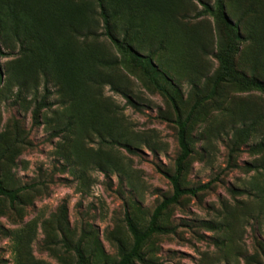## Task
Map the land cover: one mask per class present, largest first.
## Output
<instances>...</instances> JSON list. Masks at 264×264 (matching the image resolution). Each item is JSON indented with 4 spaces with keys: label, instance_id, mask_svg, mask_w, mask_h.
Masks as SVG:
<instances>
[{
    "label": "rangeland",
    "instance_id": "374dc122",
    "mask_svg": "<svg viewBox=\"0 0 264 264\" xmlns=\"http://www.w3.org/2000/svg\"><path fill=\"white\" fill-rule=\"evenodd\" d=\"M142 1H121L113 32L147 65L101 36L93 0L77 15L99 37L54 32L57 61L28 25L0 23V176L31 186L14 204L0 196V264H78L79 249L86 264L119 262L127 215L145 231L173 195L163 172L175 174L174 121L189 115L181 186L213 184L165 208L168 231L132 264H264V93L220 81L217 58L229 50L233 70L264 80V0L222 12L204 0L199 18V0Z\"/></svg>",
    "mask_w": 264,
    "mask_h": 264
},
{
    "label": "trees",
    "instance_id": "16d2710c",
    "mask_svg": "<svg viewBox=\"0 0 264 264\" xmlns=\"http://www.w3.org/2000/svg\"><path fill=\"white\" fill-rule=\"evenodd\" d=\"M82 0H0V23H5L4 20H10L13 24L14 29L19 32V27L23 23L28 25L27 33H35L38 40L45 37V41L48 44V50L53 56V61H57L60 53H63V49L59 48L57 51L56 45L53 41V36L58 30L61 35H79L88 39L90 37H99L97 33L92 30L83 29L84 23L78 17V4ZM97 3L99 8V18L103 22L104 32L100 33L101 36H106L112 43H114L118 49L128 55L143 58V63L145 65L150 64V60L144 56H140L136 51L129 45L124 39L120 40L113 32L114 20H116V10L117 6L122 0H93ZM145 0L142 1L144 3ZM199 2L205 7L203 11L196 13L194 17L199 18L208 12H211L210 5L204 0H199ZM154 2H152L150 7H153ZM156 7V6H155ZM160 7V6H159ZM219 12L223 11V0H218ZM132 12H137L138 9L130 6ZM223 13L221 14V16ZM223 19L224 18L223 15ZM41 30H38V29ZM240 30V29H239ZM243 39L239 31V39ZM62 51V52H61ZM65 54V53H63ZM8 53L4 52L0 48V59L7 57ZM217 58L221 63V74L220 81L229 82L235 86H238L242 90H257L264 93V80L257 78L255 76H247L242 72H237L233 70L231 66V58L229 50L222 49L218 54ZM1 71V66H0ZM129 99V97H127ZM132 103V100L129 99ZM47 105L45 99L41 101L34 111V118L38 119V115L43 107ZM198 106L194 107L192 111L196 110ZM191 118V115L185 120L177 119L174 123L178 126V142L181 150V154L176 161V171L175 174L170 175L163 172V174L170 180L173 185V195L169 198L163 200L159 206L155 209L150 224L145 231H139L133 224L129 216L127 215V224L131 234L133 235L134 242L133 246L129 252L125 253L121 260L116 264H132L134 259H143L141 255V249L143 244L156 233H165L168 231L167 228L158 225V219L165 208L171 204L177 203L179 199L183 196L191 195L197 196L202 190L210 188L213 184L209 182L197 188H183L181 186V178L184 171V166L186 161L192 154V149L190 147L188 137H187V126ZM126 148H130L125 145ZM31 186H22L16 189L6 188L1 180L0 176V196L9 199L11 204L19 201V195L30 189ZM79 262L78 264H86L84 254L79 249L78 250Z\"/></svg>",
    "mask_w": 264,
    "mask_h": 264
}]
</instances>
